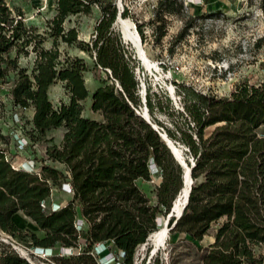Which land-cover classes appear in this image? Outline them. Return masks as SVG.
<instances>
[{"label": "trees", "instance_id": "1", "mask_svg": "<svg viewBox=\"0 0 264 264\" xmlns=\"http://www.w3.org/2000/svg\"><path fill=\"white\" fill-rule=\"evenodd\" d=\"M156 3L152 18L158 22L156 29L165 14L179 13L183 4L181 0ZM94 4L100 16L89 43L78 39L74 26L65 28L63 20L70 14L91 12ZM54 6L42 35L33 34L34 27H26L21 16H13L0 0V85L8 70L15 72L8 97L21 111L25 146L34 148L50 129H63L58 143L43 147L45 157L38 159L36 153L29 157L36 162L33 171L13 168L7 148L0 146V229L27 246L72 247L66 254L52 251L48 259L56 264H100L98 258L112 250L123 264H133L137 244L158 230V218L166 216L181 192L182 166L158 131L135 111L142 103L139 84L134 57L112 25L118 12L115 0H54ZM261 6L264 10V0ZM127 13L124 7L122 17ZM136 26L140 34L141 23ZM187 26L191 25L185 24L178 32L180 37ZM47 37L51 44L46 48L41 44ZM17 41L21 49L32 43L35 58L30 72L17 64L16 54L9 55ZM63 42L88 51L94 66L110 79L90 93V108L101 118L82 113V100L89 95L84 84L87 65L81 56L64 53L61 57L58 46ZM56 81L62 82L67 94L59 105L48 98L50 85ZM175 85L181 110L174 109L164 92L152 90L149 84L145 87L151 121L185 147L186 158L190 157L187 163H194L188 200L177 219H168L170 233L184 232L198 240L210 223L222 218L201 255V264H262L264 253L256 254L254 247L264 249V134L258 132L264 124V78L257 84L242 81L226 96L203 93L184 83ZM25 110L31 114L24 116ZM156 112L166 114L168 122ZM153 176L160 181L152 203L138 181ZM68 182V201L51 209L52 188ZM18 211L42 234L20 230L13 219ZM101 241L105 247L96 254L94 245ZM153 260L148 264H157V258ZM0 264L31 263L0 242Z\"/></svg>", "mask_w": 264, "mask_h": 264}, {"label": "rangeland", "instance_id": "2", "mask_svg": "<svg viewBox=\"0 0 264 264\" xmlns=\"http://www.w3.org/2000/svg\"><path fill=\"white\" fill-rule=\"evenodd\" d=\"M157 1L115 0L117 6H122V10L124 7L128 8L127 16L123 18L132 21L135 26L132 29L134 32L138 33L136 25L141 23V32L138 33V42L141 40L139 46L144 50L149 61L153 63V67L149 68L143 59L138 58L140 55L138 46L131 37H124L125 33L123 34L121 24L114 19L113 28L118 31L126 50L134 57L139 89L140 84H144L145 87L149 84L152 90L162 91L168 97L171 95L169 99L174 109L181 110L183 107L181 95L176 91L175 83L177 82L194 87L203 93L226 96L236 84L242 81L257 84L264 78V10L261 0H204L205 4L201 7L182 4L179 13L164 15L165 20L159 24V29H156L158 22L152 19ZM4 2L11 9L13 16H21L26 27H34L33 34L45 35L46 21L55 13L54 0H4ZM99 16L100 9L94 4L89 13L81 12L65 17L63 25L65 28L74 26L77 29L78 39L90 43ZM185 24L191 26L185 27L180 37L178 32ZM160 32L163 34L159 35ZM50 44L51 38L47 37L41 45L47 48ZM31 46L32 43L21 49V43L17 41V45L9 50V55L14 57L16 54L17 64L27 68L28 72L35 58ZM58 49L61 57L64 53L83 57L88 69L84 72V84L89 95L82 100L84 106L82 113L89 117L101 118L99 112L92 111L90 108V93L103 81L111 82L106 72L101 67L94 66L93 56L88 51L77 47L76 44L63 42L59 44ZM16 50L20 51L16 52ZM8 71L0 85V135L6 137L0 138V146L7 148L11 162L19 166L30 156L33 157L35 153L38 159L45 157L43 147L50 142L58 143L63 129L61 127L50 129L44 134L43 139L34 144V148L25 146L26 143L20 141L23 136L20 124L24 120L19 119L21 111L13 107L8 97L9 86L16 77L14 71ZM172 88H174L173 92ZM48 98L54 105L67 100V94L61 81L50 85ZM139 98L140 100L142 98L140 93ZM141 102L138 107L140 112L144 107L143 100ZM23 114L29 116L30 111L25 110ZM156 115L159 119L168 122V116L163 112H156ZM212 127L213 125L206 127L205 134H208ZM258 132L264 134V124L259 126ZM50 136L53 141H49ZM181 153L187 163L190 157L186 158L184 149ZM46 162L60 167L56 162L49 160ZM34 166L36 167V164ZM159 181V176H153L148 181H138L141 190L152 203L156 201L154 187ZM69 197V189L62 184L52 188L48 202L50 206L52 203L65 204ZM164 217L166 216H161L159 224H164ZM13 219L20 230L42 234V231L22 211L13 214ZM221 220L222 218L210 223L207 233L198 240L191 239L184 232L170 233L169 231L164 245L155 251L150 240L139 243L134 250L133 264H148L150 260L154 261V258H157V264H201V255L213 241L214 231ZM2 243L10 247L9 243ZM18 247L15 252L20 256L21 254L27 256L33 264H55L48 260L42 252L35 250L33 253L31 251L34 249L31 247ZM57 250L61 251V247L52 249V251ZM254 251L256 254L264 253L263 247L260 246L254 247ZM114 255L112 250L109 254L102 255L98 262L100 264H123Z\"/></svg>", "mask_w": 264, "mask_h": 264}, {"label": "bare ground", "instance_id": "3", "mask_svg": "<svg viewBox=\"0 0 264 264\" xmlns=\"http://www.w3.org/2000/svg\"><path fill=\"white\" fill-rule=\"evenodd\" d=\"M117 22L119 24H121L122 29H123V34L125 33L126 38H132L133 41L135 42L136 46H138L139 48V59L142 60L147 64V66L149 68L153 67V63L149 61L146 53L144 54V50L141 48V46H139V43L141 44V40L140 42H138L139 39V35L137 32H134L132 29L135 28L134 24L132 23L131 20L129 19H124L121 15L118 16L117 18ZM173 92V90H172ZM143 111V110H142ZM145 116L150 117L148 114L144 113ZM154 124V122H153ZM166 140L168 141L170 147L173 150L174 155L177 157V159L182 160V153H181V149L179 147H177L172 140L166 136ZM187 166H189V164H187ZM185 184H183V187L181 189V192L178 194L177 198L175 199V201L172 204V211L176 212L178 215L180 214V209L181 206L183 204V202L186 199V193L188 190V185H189V179L187 177H185ZM161 218H158V223L160 222ZM167 224L164 226L163 223L158 225V230L155 232H152V234L149 235V239L153 245H154V251L158 248L161 247L162 245H164L166 238L169 234V230L167 228Z\"/></svg>", "mask_w": 264, "mask_h": 264}, {"label": "built area", "instance_id": "4", "mask_svg": "<svg viewBox=\"0 0 264 264\" xmlns=\"http://www.w3.org/2000/svg\"><path fill=\"white\" fill-rule=\"evenodd\" d=\"M182 2H183V4H184L185 6L195 5V6L201 7V6H203V5L205 4L204 0H182ZM120 10L122 11V6H119V5H118V11H120ZM136 110H138V109H136ZM138 111H139V110H138ZM16 115H17V114H16ZM16 115H15V117H16ZM16 118H17V117H16ZM21 133H22V132H21ZM20 141H23L24 144L26 143V142H25V136H24V135L21 137ZM11 165H12L13 168H17V169H19V168H23V169L28 170V171H33V170L37 169V168L34 166V165H35L34 161H33L32 159H30V158H28L27 161H24V162H23L22 164H20L19 166L13 165L12 162H11ZM155 170H156V167L154 166V169H152V171H155ZM63 185H65V186L67 187V189H69V191H70L71 186H70V183H69V182H68V183H64ZM41 205H42L43 207H46V204H45V201H44V200L41 201ZM57 206H58V205H57L56 203H52V205H51V209H52V208H55V207H57ZM77 223H78V225H81V224H82V220L78 219ZM0 236H1L0 242H7V243H9V244H10V247H11L14 251H15L17 248H19L18 246H24L25 248H27V247H31V248H33L34 250L31 251V252H33V253L35 252V250H36V251H39V252H42V254H43L44 256H46L47 259H48V258L50 257V255L52 254V248H50V247H42V246H27V245H25L24 243L18 241L16 238H14L9 232H6V231L4 232V231L1 230V229H0ZM94 246H95V247H94V251H95L96 254L100 253V252L102 251V249L105 247L103 241L96 243ZM60 247H61V251H60L59 253H61V254H66V253H70V252L73 251V248H72V247H62V246H60ZM122 253H123V252H122L121 250H119V254H122ZM21 256L25 257V258H26L31 264H33V263L27 258V256H24V255H22V254H21ZM100 257H102V256H100ZM100 257H99L98 259H100ZM114 257L117 258V259H119V258H118L117 256H115V255H114ZM104 259H106V258H104ZM113 259H114V258H113ZM48 260H49V259H48ZM55 264H56V263H55Z\"/></svg>", "mask_w": 264, "mask_h": 264}, {"label": "water", "instance_id": "5", "mask_svg": "<svg viewBox=\"0 0 264 264\" xmlns=\"http://www.w3.org/2000/svg\"><path fill=\"white\" fill-rule=\"evenodd\" d=\"M120 15H121V10L118 11L117 14H116V17H115V20H116V21H117L118 16H120ZM138 58H139V57H138ZM172 90L174 91V88H172ZM139 93H140V95H141V97H142L141 100H143L144 107H143V111H141V112L138 111V110H135L136 113L139 114L140 116H142L144 120L148 121V122L151 124V126H152L156 131H158V133H159V135H160L162 141H164L165 144L167 145V147L170 148V150H171V152H172V155H173L174 159L177 161V163H179V164L182 166V174H181L182 183L185 184V180H186L185 177H187V178L189 179L188 190H187V193H186L187 196H186V199H185V201L183 202V204H182V206H181V209H180V211H181V210L183 209V207L185 206L187 200H188V192H189V190H190L191 183L193 182V179H191V174H190V172H191V167H192V165H193L194 163H193V161H190L191 165L187 166L188 163L185 162V159H184L183 156H182V160L177 159V157L174 155L173 150H172V148L170 147L168 141L166 140V136H167L166 131H164L161 127H159L157 123L154 122V124H153V121H151L150 117L144 115V113L148 114L147 106L145 105V86H144V84H140ZM169 97L171 98V95H169ZM148 115H149V114H148ZM172 142H173L175 145H177V147H180V148H181V152H182L183 149H185V147H183L182 145L178 144L176 141H173V140H172ZM154 166H155V165L151 163V168H152V169H154ZM172 203H173V202H172ZM167 212H168V213L166 214V217H165L164 226L167 224L168 219H169L171 216H174L175 219H177V218L181 215V212H182V211H181L180 214L178 215L176 212L172 211V204H171V206H170V208H169V210H168ZM157 226H158V220H157ZM167 228H168V230L170 231V229H171L170 226H167ZM148 239H149V236L146 238V240H148Z\"/></svg>", "mask_w": 264, "mask_h": 264}, {"label": "crops", "instance_id": "6", "mask_svg": "<svg viewBox=\"0 0 264 264\" xmlns=\"http://www.w3.org/2000/svg\"><path fill=\"white\" fill-rule=\"evenodd\" d=\"M30 111V114H31V110H29ZM97 119V118H96Z\"/></svg>", "mask_w": 264, "mask_h": 264}]
</instances>
